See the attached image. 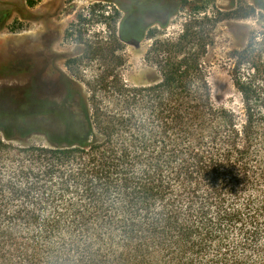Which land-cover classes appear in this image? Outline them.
Masks as SVG:
<instances>
[{
	"label": "trees",
	"instance_id": "1",
	"mask_svg": "<svg viewBox=\"0 0 264 264\" xmlns=\"http://www.w3.org/2000/svg\"><path fill=\"white\" fill-rule=\"evenodd\" d=\"M196 33L186 28L160 49L179 50ZM180 64L135 89L158 92L149 110L159 139L128 108L91 113L79 88L55 109L26 92L33 106L23 118L52 116L56 130L51 148L33 149L38 166L0 173V264H264V162H250L252 140L264 146V71L234 79L238 124L201 72ZM6 113L0 98L6 140L10 120L17 133L32 131L16 107ZM256 179L258 198L244 192Z\"/></svg>",
	"mask_w": 264,
	"mask_h": 264
},
{
	"label": "rangeland",
	"instance_id": "2",
	"mask_svg": "<svg viewBox=\"0 0 264 264\" xmlns=\"http://www.w3.org/2000/svg\"><path fill=\"white\" fill-rule=\"evenodd\" d=\"M98 1L107 6V11L108 7L113 6V0L110 3L108 0H73V9H86ZM62 2L66 3V7L70 6L68 0H57L56 5H61ZM50 3V0H43L39 7L42 11H49L52 7ZM0 4L14 7L21 13L23 11L26 17L34 14V8L28 7L26 0H0ZM24 5L27 6L26 10ZM227 7L228 0H202L195 23L189 11L184 9L166 29L157 27L155 38L146 37L135 46L124 43L116 46L102 39L106 45L99 50L95 58L84 59L79 66L71 69L65 66L64 60L58 64L81 87L82 97L91 113L96 109L116 112L128 108L146 122L148 130L154 129L158 133V139L160 127L151 122L149 110L152 105L159 103L158 92L145 94L135 89L156 84L162 78L163 68L165 71L175 70L180 63V71H200L210 88L212 102L216 106L234 111L238 117L237 123L241 124L242 97L234 79H251L253 71H264V11L253 6L251 0H237L234 8ZM70 17L62 15L57 21L63 27ZM107 21L100 16L93 23V28L89 27L91 32L88 34L103 35L107 38L109 34L104 33L107 32L104 25L113 24L112 21ZM189 26L191 30L197 31L190 39L194 41L182 44L179 50L177 45H169L165 50L160 49L161 40L174 42ZM36 31L37 26L32 18L25 20L23 27L18 28L15 23L0 27V71H11L12 64L16 67L17 61L23 62L24 75L19 78V82L26 86L31 84L37 72L33 58ZM165 57L166 63L163 62ZM6 83L15 84L17 81L0 80V86ZM72 89L77 91L75 87ZM40 92L41 95L50 93L45 90ZM75 105H78L77 102ZM32 106V103L28 102L24 104V110ZM37 120L33 117L23 118L22 124L26 123V129L32 131L22 135L14 130V136L9 140H6L0 131V140L5 145H0L2 176H14L20 166H38V158L33 149L52 147L48 139L56 130V119L46 115L42 120ZM0 124L5 125V119L0 120ZM256 130L264 132V122ZM251 146L250 162L255 164L258 159L264 162V146L258 138L252 140ZM256 180L251 187L245 186L247 189L244 188V192L258 198L262 182Z\"/></svg>",
	"mask_w": 264,
	"mask_h": 264
},
{
	"label": "flooded vegetation",
	"instance_id": "3",
	"mask_svg": "<svg viewBox=\"0 0 264 264\" xmlns=\"http://www.w3.org/2000/svg\"><path fill=\"white\" fill-rule=\"evenodd\" d=\"M42 1L26 0L28 7L34 8L31 17H26L23 11L21 13L14 7L0 4V27L4 28L9 23H15L18 28L23 27L25 20L29 18H32L37 26L33 41V58L37 72L31 84L26 86L23 82H19V78L24 75L23 62L17 61L16 67L12 64L11 71H0V80L17 81L15 84L6 83L0 86V98L6 107L7 120L10 119L9 108L14 107H16L17 121L23 120L26 92H30V98L33 99L31 102L40 105L39 101L43 100L45 107L55 109L67 105L72 87L81 90V87L58 64L59 61L64 60L65 66L70 69L76 68L84 59L90 60L97 56L99 50L106 45L102 39L116 46L119 43L135 46L146 37L155 38L158 32L156 28L166 29L184 9L189 11L195 23L202 3V0H113V6L108 7L109 11H107L105 10L107 6L100 4L99 1L92 3L86 9H73V0H68L69 7H66L65 2L56 5L57 0H50L52 7L49 11H42L39 7ZM108 1L110 3L112 0ZM236 4L237 0H228L227 9L234 8ZM251 4L264 11V0H251ZM24 8L26 10L27 6L24 5ZM96 11L98 14H95ZM62 15L71 16L63 27L57 21ZM100 16L104 20L113 22L112 25L104 23L108 32L104 31V33L109 34L107 38L103 35L88 34L91 32L89 27L93 28V23ZM164 41L167 40L160 42ZM41 90L50 93L41 95V92L39 93ZM6 129L10 136H14L11 120Z\"/></svg>",
	"mask_w": 264,
	"mask_h": 264
}]
</instances>
